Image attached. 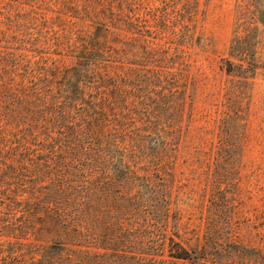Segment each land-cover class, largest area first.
Segmentation results:
<instances>
[{"label": "rangeland", "instance_id": "obj_1", "mask_svg": "<svg viewBox=\"0 0 264 264\" xmlns=\"http://www.w3.org/2000/svg\"><path fill=\"white\" fill-rule=\"evenodd\" d=\"M0 264H264V0H0Z\"/></svg>", "mask_w": 264, "mask_h": 264}, {"label": "trees", "instance_id": "obj_2", "mask_svg": "<svg viewBox=\"0 0 264 264\" xmlns=\"http://www.w3.org/2000/svg\"><path fill=\"white\" fill-rule=\"evenodd\" d=\"M226 69H227V71H229V72L232 70V69H231V66L227 67Z\"/></svg>", "mask_w": 264, "mask_h": 264}]
</instances>
